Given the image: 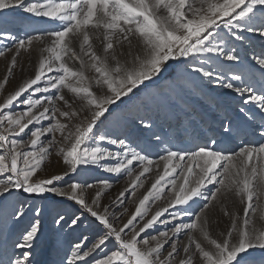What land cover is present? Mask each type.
<instances>
[{
	"label": "snow or ice",
	"instance_id": "6c2138e0",
	"mask_svg": "<svg viewBox=\"0 0 264 264\" xmlns=\"http://www.w3.org/2000/svg\"><path fill=\"white\" fill-rule=\"evenodd\" d=\"M0 60V264H264V0H0Z\"/></svg>",
	"mask_w": 264,
	"mask_h": 264
},
{
	"label": "rangeland",
	"instance_id": "374dc122",
	"mask_svg": "<svg viewBox=\"0 0 264 264\" xmlns=\"http://www.w3.org/2000/svg\"><path fill=\"white\" fill-rule=\"evenodd\" d=\"M4 70H5V65H4V61L0 60V77L3 76L4 74ZM19 80V75L17 76V80L13 81L12 84L15 85V83H17ZM51 170V169H50ZM99 173H93L92 175H98ZM103 175H107V174H103ZM113 183H114V189L112 190L113 192H118L119 190L122 189V186L126 183L125 180H119L118 182L113 178ZM137 195H139V192L137 193ZM130 199L126 200V203H128V206L131 208L132 205L130 203ZM75 239V235L70 236L69 240Z\"/></svg>",
	"mask_w": 264,
	"mask_h": 264
}]
</instances>
